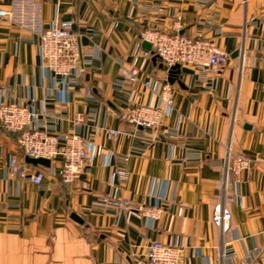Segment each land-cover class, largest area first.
<instances>
[{"label":"crops","instance_id":"crops-1","mask_svg":"<svg viewBox=\"0 0 264 264\" xmlns=\"http://www.w3.org/2000/svg\"><path fill=\"white\" fill-rule=\"evenodd\" d=\"M10 1L0 0V8ZM40 1L46 26L70 22L79 34L84 71L78 92L90 89L93 100L72 94L64 107L47 100L50 79L40 68L39 38L2 18L0 101L34 99L39 108L47 101L56 115L65 113L55 120L56 131L63 133L79 131L75 113L86 114L80 130L90 141V169L66 185L58 156L50 166L31 164L45 171L41 185L22 180L8 169L11 156L24 158L18 134L0 124V264H138L156 240L181 244V264H238L252 251L264 264V0H212L213 10L194 0H144L150 8L133 0ZM203 17L222 24V32L216 33V24L205 27ZM151 25L187 36L202 33L229 53L227 64L208 75L212 91L194 71H181L171 83L160 58L144 57V42L138 45L137 37ZM133 65L141 79L168 81L174 88L173 113L150 131L119 117L126 95L114 83L122 68ZM136 90L135 103H158L142 83ZM103 123L131 134L107 140ZM136 138L150 145L143 155L120 163L129 171L120 184L112 166L103 165V154L128 155ZM191 152L200 159L189 160ZM235 156L253 161L239 176L230 175L225 188V165L212 161ZM116 191L135 205L157 201L163 213L152 220L137 210L121 215L90 210L99 196ZM222 200L231 212L226 231L213 222ZM228 246L237 259H222Z\"/></svg>","mask_w":264,"mask_h":264},{"label":"built area","instance_id":"built-area-1","mask_svg":"<svg viewBox=\"0 0 264 264\" xmlns=\"http://www.w3.org/2000/svg\"><path fill=\"white\" fill-rule=\"evenodd\" d=\"M133 1L143 8L152 7L151 2ZM194 4L202 9H215V2L212 0H194ZM215 14L219 13L215 12ZM2 18L31 31L39 38L40 68L45 77L50 79V86L46 89L47 100H54L64 107L69 103L72 94H81L78 91L84 66L81 59L80 36L73 31L70 22L56 20L46 26L43 4L40 0H11L6 7L0 8V19ZM177 20L179 21V18ZM202 23L207 28L216 24L214 26L216 33L222 32V24L215 23L210 17H203ZM175 30L162 31L158 25H151L142 30L137 37L138 45L143 42L151 44V49H143L144 57L151 58L156 55L168 70L176 64L190 67L200 77L204 89L212 91L213 83L208 75L227 64L229 53L220 49L213 38H207L202 33L187 36L181 34L178 29ZM93 34L95 33L90 35ZM139 83L157 94L158 103L152 105L134 102L136 86ZM114 88L118 93L126 95L124 108L119 113L121 120L144 130L150 131L160 127L163 119L172 114L175 109L172 84L151 77L141 79L140 69L135 65L121 69ZM81 95L88 100H93L92 91L88 88ZM46 106L47 101H44L39 108L34 99L29 102L0 101V124L8 131L18 134L17 142L24 153V158L11 156L8 160V169L22 180L41 185L45 177L44 169L32 168L33 166L26 162V157L52 160L61 156V180L69 185L90 169V141L80 130L87 116L81 112L75 113L74 122L79 131L57 132L55 120L65 118V113L56 115ZM91 118H94V113L91 114ZM101 128L105 131L107 140L110 141L116 140L124 132L131 134L121 129L110 128L104 123ZM143 142L144 144H141L136 138L128 155L118 156L113 152L103 154V165L112 166V174L120 184L125 183L129 178V171L120 163H126L132 156L143 155L150 145L147 140ZM200 157L199 153L191 152L188 155L189 160H199ZM252 161L253 159L247 156H235L227 157L224 163L212 162L215 165H225L224 187L226 188L225 184L229 176H239L251 166ZM90 210L116 215L137 210L152 220L158 219L163 213V208L157 201L146 205H135L130 199L119 195L117 191L99 196ZM213 222L222 231L230 227L231 212L223 200L214 207ZM182 252L183 246L179 243L168 244L156 240L147 245L144 260L141 263L181 264ZM253 255V251L246 253L238 259V264H259ZM221 257L237 259L238 255L232 246H228L222 251Z\"/></svg>","mask_w":264,"mask_h":264},{"label":"water","instance_id":"water-1","mask_svg":"<svg viewBox=\"0 0 264 264\" xmlns=\"http://www.w3.org/2000/svg\"><path fill=\"white\" fill-rule=\"evenodd\" d=\"M143 46L146 48V49H151V44L148 43V42H144ZM181 71L183 72H192L193 70L188 68V67H185V66H181L180 64H176L174 66H172L170 69H169V80L171 83L174 82V78L175 76L180 73ZM26 161L29 163V164H32V165H42V166H50L51 164V161L47 158H32V157H26ZM74 217L76 219H79L78 217H76L74 215Z\"/></svg>","mask_w":264,"mask_h":264}]
</instances>
